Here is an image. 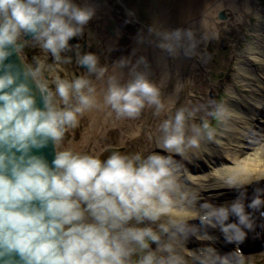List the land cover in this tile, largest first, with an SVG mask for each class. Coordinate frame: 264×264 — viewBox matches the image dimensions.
Segmentation results:
<instances>
[{
  "label": "clouds",
  "instance_id": "clouds-1",
  "mask_svg": "<svg viewBox=\"0 0 264 264\" xmlns=\"http://www.w3.org/2000/svg\"><path fill=\"white\" fill-rule=\"evenodd\" d=\"M95 10L80 7L73 0H0V262L2 264H129L137 245L144 252L137 264H185V258L175 247V241L187 240L198 230L186 220L173 218L174 209L190 208L195 196L184 192L179 183L180 168L171 157L152 154L142 158L113 152L105 160L97 156L56 153L50 166L42 157L30 155L32 148H41L50 140L58 144L69 127H76L79 117L97 106V89L85 77L60 81L56 94L63 108L54 105L53 94L39 84L37 76L42 62L34 58L36 69L27 67L25 79L31 76L38 85L44 108L36 106L28 83L20 81L12 64L5 61L20 55L22 41L31 37L44 52L57 62H71L61 54L70 51V39L82 35ZM185 54L194 53L191 30H175L162 34V49L176 55L184 40ZM130 69L131 78L124 84L115 76L108 77L103 102L117 118H137L145 106L163 108L160 91L148 76ZM77 63L102 80L108 69L99 66L93 53L77 55ZM129 63L121 59L116 66ZM214 118L227 121L229 109L217 104L210 112ZM193 112L177 111L173 120L161 125L162 144L166 151L184 155L188 148L197 147L196 136L186 137V120ZM207 139L214 132L203 125ZM19 153V155H17ZM251 178L233 174L225 178L227 188L239 191L230 204L215 206L204 202L195 217L202 228H219L226 242L242 244L248 232L255 230L253 213L264 217V189H255L245 205L246 192L241 191ZM251 209L252 211H247ZM230 216L235 222L228 223ZM169 243H161V234L151 227L131 226L156 223ZM247 230V231H246ZM207 233H205L206 235ZM257 233V238H259ZM156 244L162 254L157 256L150 247ZM237 251H239L237 249ZM19 257L18 261L4 259ZM199 264H233L230 255L202 253Z\"/></svg>",
  "mask_w": 264,
  "mask_h": 264
},
{
  "label": "bare ground",
  "instance_id": "bare-ground-1",
  "mask_svg": "<svg viewBox=\"0 0 264 264\" xmlns=\"http://www.w3.org/2000/svg\"><path fill=\"white\" fill-rule=\"evenodd\" d=\"M216 1L187 0L185 2V0H170L174 12L179 13L181 10L184 11L183 14L175 16L178 22L172 27L170 32L178 29L182 30L183 21L185 18H188V13L193 14L199 12V15L201 14L202 16L198 21L199 24L195 22L189 23L190 25H186V29L182 31H188L195 26L194 28L199 33H203L206 39H209L213 29L217 27L215 20L213 21L216 13L223 11L229 6L235 11V25H242L246 37L249 36L244 42L238 43L234 47L233 62L235 63V67L222 56H218V59L216 57L217 61H214L215 65L222 72L220 76L221 81L224 83L227 82L232 88L231 92L225 94L223 100V105L230 111V117L214 133V136H218V138L215 139L214 137L212 140H209L207 136L199 135L197 137L199 140L198 146L188 148L184 155H178L174 151H166L162 144L163 132L161 125L163 122L174 119L177 111L180 109L186 110V113L189 111L193 112V109L189 107L188 98L191 96L190 91H192L190 90L192 86L190 87L189 84L191 78L189 74L194 67L195 54H185V47L188 44L186 39L183 41L184 46L178 49L176 55L156 50L153 57L144 58V62L138 65L137 70L144 72L148 78L150 75H154L153 72L157 71L158 77H156L153 83L160 91V99L165 113L161 114L162 112L158 109V118L161 117V119L158 123L154 122L150 124L149 127L151 118L156 117V110H154V106L146 105L144 113L137 117L139 120L136 121L137 124L132 125L133 129L128 136L135 137L145 134L146 129H149L150 140L152 139L151 141L156 147L154 154L171 157L179 165V183L182 190L196 197L195 202L190 208L179 207L174 209L172 213L173 218L186 220L190 226L198 230L196 235L190 236L187 240H177L174 242L177 252L185 258V264H199L198 258L202 253L213 250L215 254L224 256V252H227L232 244L226 242L224 235L221 236L219 234L218 228H202L200 227V221L194 218L196 212L199 211V205L206 197L216 200L219 198L223 199L227 195L235 196L239 194L238 190L225 186L224 180L226 177L239 174L244 178H251L252 183L246 185L244 189H241V191H245L248 194H254L257 188L264 189V129L261 131L260 128L264 124L262 120L264 118V90L261 88L260 94H257L258 92L251 88L254 84H260V79L256 77V73L263 77L264 82V9L262 10L261 7H258L257 0ZM79 2L84 7H91L95 10V14L91 19L94 21L95 29L92 31L86 29L87 24L84 26L85 29L82 33V36H85L87 39L86 44L90 46L92 40L97 39L100 42L104 41L107 48L113 46L115 41L108 39L103 30L109 20L113 24L115 34L118 32L115 23L110 18L109 7L107 5H99L93 0H79ZM158 3V0H152L151 3V7L153 5L151 8V18L153 20H156V17L159 15V10L157 9ZM193 3L196 6L198 4L197 11H195V6L191 8V4ZM160 25L161 22L159 21L158 23L157 20V22H154V27L150 28L155 31L157 28L161 29ZM161 27L166 29L163 25ZM166 31L168 32L167 29ZM140 32L145 34L144 29L140 30ZM164 33L162 32L161 35ZM149 44L150 42L148 41L147 46ZM145 48L149 50L151 47L145 46ZM219 49L225 53L227 51L226 42L219 41ZM222 55L224 54L222 53ZM20 56L25 57V54L21 51ZM140 59L136 60V65ZM115 67H117L116 64L110 67V69H117ZM122 76L126 78L124 73H122ZM99 83L101 85L108 84V82H104V79L100 80ZM217 88L221 87L219 86ZM217 91L219 92V90ZM99 93L101 92L97 90V94ZM207 93L210 94L209 92ZM207 102L208 100L203 105L208 107L209 103L207 104ZM101 108H105V104ZM110 115H105V117ZM258 116L261 118H258ZM188 120L190 122L186 120L185 134L186 137L191 138L196 136V129L192 128L193 124L191 123L195 120L194 115ZM220 132L221 134H225L223 140L217 134ZM255 140L263 143H259L258 145L255 143ZM253 144L255 145L254 148ZM221 151H223L222 154L220 153ZM233 200L224 199L221 202H216L215 206L230 204ZM249 202L244 201L245 205ZM246 210L252 211L247 208ZM255 215L253 213L255 222L258 226H261L259 225L261 219H258V215L255 218ZM164 218L166 222L169 219V217ZM235 220V217L230 216L228 223L235 222ZM161 224L163 223L158 222L154 224L152 229L159 233ZM202 230L206 231V236L198 234ZM248 237L250 238L239 245L250 251L254 246H257V243L251 242L253 240L251 239L253 238L252 236ZM169 242L173 241H170L167 235L161 234V243ZM152 250L153 252L156 251L157 256L162 254L158 251L156 244H153ZM200 251H202L201 254H199ZM229 255L230 258L235 256V254Z\"/></svg>",
  "mask_w": 264,
  "mask_h": 264
},
{
  "label": "rangeland",
  "instance_id": "rangeland-1",
  "mask_svg": "<svg viewBox=\"0 0 264 264\" xmlns=\"http://www.w3.org/2000/svg\"><path fill=\"white\" fill-rule=\"evenodd\" d=\"M104 1L105 2L101 5H107L109 7L110 18L115 23L117 28L116 30L118 31L117 36L115 37L110 34L107 36L108 39L115 41L113 46L107 48L104 41L100 42L97 39H93L91 42V46H93L92 49L81 51L80 46L71 47L70 51H66L61 54L62 57H71V62H64L63 60L60 62L55 61L50 53L44 52L38 45L35 44V42H33L35 45L31 44L25 47L23 53L27 56L31 55L28 58L27 63L30 67L32 66L33 70L37 67V65L33 64V61H36L34 58H38L40 61L44 59L45 63L48 64L46 66L49 67V69L41 66L38 74V77L43 84L45 83L42 81L43 75H48L51 71H57L59 76L53 80L55 84L60 81H72L75 78L85 77L92 81L96 89L101 92L97 94L96 97L97 106L86 111L82 117H79V122L76 127L67 128L63 139L56 144L57 153L71 151L73 154L97 156L102 161L107 159V157L113 152H119L120 154L127 155L129 157L140 154L142 158H146L156 152V147L152 143V139L150 140V134L148 132L149 129H146L145 134L128 137L130 131L133 129L132 125L135 124L139 118H117L116 113L109 106L105 105V108H101L104 105L103 96L106 92L108 84L101 85L99 83L100 80L96 79L95 74H91L88 71L80 69V64L77 63V55H83L86 53L95 54L99 58L98 67L106 66L108 69L105 77L103 78L104 82H108L109 76H115L121 84H124L131 78L130 69L136 65L137 59L151 58L153 57V54H155L156 50L168 53V51L159 46L163 42L161 33L167 32L166 29L168 32L171 31L172 27L178 22L177 18L175 19L174 16H177L179 13L175 14L174 10L171 8L173 5H171L170 0H158L159 3L157 4V9L159 10V15L156 17V20L151 18L152 0H143L144 3L140 6L139 13L137 12L135 5L130 3L126 4L124 0ZM260 2L262 4V2L264 3V0H257L258 7H261L263 10L264 7L259 4ZM73 3L80 7H84L79 0H73ZM219 12L220 11L217 13L214 12L216 13V16L213 21L215 20L217 27L213 29L212 35L209 39H206V36H204L203 33H199L198 30L194 28L195 26L190 29L194 36L193 42L195 44L194 52L196 53V56L194 57V67L189 74L191 77L189 84L190 87L192 86L190 90L192 91H190L191 96L188 98V102L190 109H193V115L195 117V120L191 122L193 124L192 128L199 129L200 135H205V137L206 130L203 127L205 123L208 124L209 130H212L214 133L218 130L221 124L224 125L225 121L222 122L221 120L214 118L212 115H209V113L214 111L217 104H223L225 94L227 92H231L232 90L230 84L221 81L220 76L222 75V72L220 68L215 65L214 61H217L218 56H222L223 58L225 57L227 62L231 63V65H234L235 67V63L233 62L234 47L236 44L242 43L249 38V36H247L248 38L246 37L244 33L245 30L242 29V25H235V11H233L231 7L227 6L226 9L221 12L224 15L223 20L218 18ZM141 16H144L147 19L142 20L140 19ZM191 17H189V19L186 18L183 22L182 30L186 29V25L189 23L191 24L195 22L199 24L198 21L202 18L201 14L199 15V12H197L194 17ZM157 20L158 23L160 21L161 25H163L166 29L161 27V25V29L157 28L155 30L156 32L151 29L150 27H154V22H157ZM84 29L85 28H83V31ZM86 29L90 31L95 29L93 20L88 22ZM142 29L145 30V34L140 32ZM75 38L78 42L87 40L86 37L82 35ZM148 41L150 42L148 46L149 48L151 47L149 50L145 48V46L148 47ZM219 41L226 42L227 51L225 53L219 49ZM222 53L224 55H222ZM121 59H126L129 63L123 68H119L117 66L115 67L117 68L115 70L110 69V67L117 64V62ZM148 62L151 64L150 61ZM108 63H110V65H108ZM156 72H153L155 76L150 75L149 77L152 83L156 77H158ZM122 73H124L126 78H123ZM219 86L221 88H217ZM217 90L220 91L218 92ZM53 97L54 105L63 108L64 105L59 103V97L56 92L53 93ZM203 99H205V101L208 100V103H210L209 110L203 105ZM145 108L141 111L139 116L144 113ZM154 110H156V117L151 118L148 125L149 127L150 124H153L154 122L158 123L161 119V117L158 118V109L155 106ZM159 111L162 112L161 114L165 113L164 108L159 109ZM105 115L110 116L105 117ZM187 121L190 122L188 119ZM226 129H228V127H226ZM217 134L222 136V140L225 138V134H221V132ZM217 138L218 136L215 137V139ZM222 152L223 151L220 153L222 154ZM238 195L239 194L235 196L227 195V197H223V199L219 198L216 200L206 197L202 200V203L208 202L215 205L216 202H221L224 199H236ZM248 195L250 194L246 193V196ZM158 222L163 224L167 223L166 219L162 217L161 220L156 223L145 221L144 224L136 225V222L133 220L132 223L130 222V225L153 228L154 224H157ZM205 233L206 231L202 230L198 234L205 235ZM149 243L152 249L153 243ZM132 247L135 248V251L130 258L129 264H137L144 252L137 245H132ZM154 254L158 255L156 251H154Z\"/></svg>",
  "mask_w": 264,
  "mask_h": 264
},
{
  "label": "water",
  "instance_id": "water-1",
  "mask_svg": "<svg viewBox=\"0 0 264 264\" xmlns=\"http://www.w3.org/2000/svg\"><path fill=\"white\" fill-rule=\"evenodd\" d=\"M30 38V36H26L25 40H28ZM5 64H12L14 66L13 72H18L20 74V81L28 83L29 87L31 88V94L33 95L36 101V106L43 109L44 102L41 91L38 85L36 84L35 80L31 76H28L27 79H25L24 74L26 72L27 66L21 59L20 55L13 51V54L8 57V59L5 61ZM0 74H3L2 71H0ZM29 154L37 155L44 158L51 166L56 156L55 144L50 140L45 146L41 148H32ZM17 155H19V153H17ZM4 259H12L13 261H18L19 257L13 255L12 257H5ZM0 264H2V262H0Z\"/></svg>",
  "mask_w": 264,
  "mask_h": 264
}]
</instances>
